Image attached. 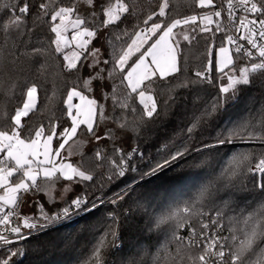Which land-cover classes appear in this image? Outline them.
Here are the masks:
<instances>
[{"label":"trees","instance_id":"16d2710c","mask_svg":"<svg viewBox=\"0 0 264 264\" xmlns=\"http://www.w3.org/2000/svg\"><path fill=\"white\" fill-rule=\"evenodd\" d=\"M7 2L0 0V5ZM68 2L65 0V3ZM126 2L135 3L138 15L129 17L131 23L125 21L105 31L104 36L99 38L109 52L112 49L107 41L112 40L119 45L116 34L125 28L131 31L133 25L143 26V19L151 11L158 10L160 0ZM169 5L166 18L169 22L187 15L215 11V8H197L196 0H169ZM213 19L216 20L215 17ZM209 27L214 30L215 24ZM184 30L190 29L185 27ZM176 31L180 32L181 28ZM21 32L24 35L0 33V126L5 124L6 115L14 114V110L22 106L23 85L36 83L39 90L37 110L25 118L26 127L34 129L41 124L47 126L50 122L58 123L61 129L67 127L70 124L65 104L67 91L78 82V77L82 86V80L87 78L86 72L82 69L79 73L68 74L63 70L62 58L51 51L49 38L52 34L48 23L35 20L34 14L25 18ZM226 34L216 33L211 38V33L197 31L196 39L190 43L181 39L179 71L166 80L157 79L153 85L158 115L151 119L145 117L138 124L120 128L113 118L122 113L119 108L113 110L111 100L104 99L105 94L111 91L112 82H107V88L103 86L104 81L94 83V91L86 94L104 104L105 115L109 117L96 121V134L102 139L97 141L86 130L78 131L62 153L67 162L94 176L93 181L73 184L74 190L64 198L70 199L75 193L86 195L89 205L81 207L86 212L78 220L59 226L53 225L54 221L48 225L50 229L38 237L14 246L13 250L20 253L11 258L14 264H86L110 228L117 230V237L113 244L112 237H106L107 248L102 251V264H127L130 257L142 250L151 254L145 258L144 264H172L171 258H175L177 253L171 234L173 224L166 222L156 227L155 218L189 203L203 186L234 163V157L250 155L254 163L264 151L257 142L247 139V134L259 136L264 133V69L251 73L248 83L239 84L227 95L219 92L226 79L222 80L218 72L209 74L214 83L201 81L195 75L207 66L210 48L211 58L216 59ZM33 47L45 51L38 56L17 55V49L24 53L30 52ZM234 62L237 74L239 68L248 63L243 58L236 59L235 54ZM97 83L100 87H96ZM12 84L17 87L12 89ZM217 99L220 101L218 110L210 117L205 115ZM234 129L245 134L244 140L217 143ZM58 143L54 139L56 147ZM98 149L103 152V159L96 158ZM115 149L122 152L118 153ZM69 151L71 156L67 155ZM178 152L186 154L183 159L173 161V155ZM121 155L131 157L124 177L115 175L111 163L112 160L119 162ZM59 183L64 186L69 182L60 180ZM262 183L264 177L251 173L217 181L208 201L199 207L205 215L194 216L189 225L199 230L201 220L215 215L217 209L233 216L258 208L264 203ZM124 186H127V192L119 203L91 206L92 202L98 204V197L109 198L116 191L125 189ZM30 193L33 198L34 194L39 195V192ZM42 202L37 201L38 204L32 208L27 207L22 194L18 211L23 213L26 208V214L39 216L38 206ZM52 204L45 205L50 214L64 206L63 200ZM75 211L73 209L69 215ZM189 231L186 226L179 230L178 235L186 236ZM260 244L264 245V240ZM176 264H181V261L177 259ZM185 264H190V261Z\"/></svg>","mask_w":264,"mask_h":264},{"label":"snow or ice","instance_id":"6c2138e0","mask_svg":"<svg viewBox=\"0 0 264 264\" xmlns=\"http://www.w3.org/2000/svg\"><path fill=\"white\" fill-rule=\"evenodd\" d=\"M225 2L226 7L221 10L187 15L169 22L166 19L169 15V0H160L158 10L151 11L143 19V26L133 25L131 31L125 28L116 34L115 39L120 41L119 45L112 40L107 41L111 52L103 44L97 47L94 41L103 37L105 31L129 21V17L137 16L134 2L8 0L0 5V33L24 35L21 28L25 24V18L34 14L35 20L48 23V30L52 34L49 38L51 51L62 58L63 70L73 74L84 69L87 75L82 80V86L78 77V82L67 91L65 104L69 126L61 129L58 123L50 122L47 126L41 124L34 129L26 127L25 118L37 110L39 90L36 83L23 85L22 106L17 107L14 114L4 117L5 124L0 126V264H14L11 258L20 253L13 250L12 246L27 239L32 230L67 217L73 209L89 205L86 195L75 193L67 200L60 195L64 206L52 214L43 203L38 206L39 216L21 215L18 211L24 193L43 192L51 203L56 201L52 191L60 180L69 182L63 186L62 193L72 192L73 184L94 180L92 174L66 162L67 157L62 155L66 145L78 131L86 130L97 141L102 139L96 134V121H104L109 117L105 115L104 104H99L86 94L94 91V83L104 81L103 86L107 88V82H112L111 91L105 94L104 99L111 100L114 111L119 108L122 115L113 120L120 128H126L130 124H138L145 117L151 119L158 115L153 85L157 79L166 80L179 71L178 50L181 39L190 43L196 39L197 31L211 33V38L216 33H227L218 48L216 59L211 58L210 48L207 66L203 71L195 73L201 81L214 83L209 74L218 72L220 78L227 81L219 87L221 94L231 93L239 84L248 83L251 73L264 69V0ZM196 7L201 10L214 9L216 5L213 0H196ZM222 12H226L227 25L220 23ZM213 24L214 30L209 27ZM178 27L181 31L175 32ZM185 27L190 30L185 31ZM69 31L72 33L71 37L68 35ZM44 51L40 47H33L30 52L20 53L17 49V55L38 56ZM233 52L236 59L243 58L248 62L239 68L238 74L231 55ZM15 87L16 84L11 85L12 89ZM96 87L100 85L97 83ZM74 100L79 103H73ZM219 106V99L213 101L211 109L205 115L212 116ZM244 138L245 134L234 129L217 143H235L236 139ZM54 139L59 141L55 148ZM247 139L257 142L264 149V133L259 136L247 134ZM115 151L122 152L121 149ZM185 154L178 152L173 155L172 160L183 159ZM67 155L71 156L72 153L69 151ZM95 155L98 160L104 158L99 149ZM130 158V155H121L119 162L111 161L115 175H126ZM233 159L234 163L203 186L189 203L155 218L156 227L166 222L173 224L171 234L172 241L177 245V253L175 258H171L172 264H176L177 259L181 264L189 261L190 264H264V245L260 244L264 240V203L247 213L233 216L217 209L215 215L209 216L208 220H201L199 230L189 225L194 216L205 215L199 211V207L208 201L217 181L231 180L249 173L264 177V151L254 163L250 155ZM167 163L166 161L165 164ZM13 177L16 179L13 180ZM111 179L109 176V180ZM260 187L264 188V183ZM126 192L127 189L117 193L111 202L119 203ZM91 206L95 207L96 203L92 202ZM186 226L190 229L187 239L184 235H178L179 230ZM23 230H29L28 234ZM108 235L112 237L113 244L117 230L110 228L105 233V239ZM105 239L100 240L86 264H102V251L107 248ZM150 255L147 250L138 251L129 258L127 264H144L145 258Z\"/></svg>","mask_w":264,"mask_h":264},{"label":"built area","instance_id":"2783aa9c","mask_svg":"<svg viewBox=\"0 0 264 264\" xmlns=\"http://www.w3.org/2000/svg\"><path fill=\"white\" fill-rule=\"evenodd\" d=\"M215 2V10H221L223 8L226 7V2L225 0H214ZM239 15V13H238ZM221 22L223 25H227L228 24V19H227V15H226V12H222V16L220 18ZM232 34H235L234 32ZM241 43H244L243 41H241ZM245 46L247 47V45L245 44ZM109 200H110V197L109 198H100L98 197L97 198V203L96 205H100V204H105L107 205L109 203ZM111 204V203H110ZM20 212V211H19ZM86 211H82L81 208L80 209H77L75 212H73L71 215L67 216V217H64V218H61L59 220H56L53 225L55 226H59L61 224H64V223H69V222H73V221H76L78 220L79 218H77V214L81 215L82 213H84ZM21 215H24L23 213L20 212ZM82 216V215H81ZM209 216H207L206 220H208ZM205 220V221H206ZM47 229H50V226H45V227H41V228H37V229H34L32 230V232L27 236V239H25L24 241H20V242H17L16 244H14L12 247L18 245V244H23V243H26L30 240H32L33 238L35 237H38L39 235H41L42 233H44ZM25 232V234L27 235L29 230H23ZM185 238L187 239V235L185 236Z\"/></svg>","mask_w":264,"mask_h":264},{"label":"rangeland","instance_id":"374dc122","mask_svg":"<svg viewBox=\"0 0 264 264\" xmlns=\"http://www.w3.org/2000/svg\"><path fill=\"white\" fill-rule=\"evenodd\" d=\"M213 3L215 4V2H214V0H213ZM175 32H177L176 31V29L174 30ZM68 35H69V37H71V35H72V33H71V31H69V33H68ZM94 43H95V45L97 46V47H100L101 46V44H102V41H101V39H98L97 41H94ZM147 47V45H145V48ZM231 55H232V57H233V60H234V53H231ZM179 68V67H178ZM176 73V72H175ZM174 74V73H173ZM87 77V76H86ZM227 83V81L225 82V84ZM74 103H79V101L78 100H76V102H74ZM82 127V126H81ZM53 147L55 148L56 146L54 145V141H53ZM58 147V146H57ZM67 162V161H66ZM125 187H127V186H124L123 188H125ZM62 188H63V185H61L59 182L57 183V185H56V187H55V189L52 191V195L53 196H55L56 197V201H55V203H58L59 201H62L61 199H60V195H63V197L64 198H66V197H69L70 196V194L72 193V192H70V193H62ZM126 189V188H125ZM125 189H122V190H120V191H116V193H113L112 194V196L110 197V200H109V203L108 204H110V203H113V202H111V200H112V198L117 194V193H120V192H122V191H124ZM74 190V186L72 185V191ZM37 192H39V191H37ZM37 194H39V195H36V194H34V198L32 197V195L33 194H31L30 192L29 193H24V200H25V205L27 206V207H30V208H32V206H34L35 204H38L37 203V201H44V202H42L43 204H45V205H53L52 203H54V202H49L48 200H49V197L48 196H46L43 192H39V193H37ZM59 194V195H58ZM42 199V200H41ZM107 204V205H108ZM23 212V211H22ZM25 212V213H24ZM23 212V214L24 215H28V214H26V213H28L27 211H26V208H25V211ZM83 214V213H82ZM81 214V215H82ZM81 215H79V214H77V218H79Z\"/></svg>","mask_w":264,"mask_h":264},{"label":"crops","instance_id":"0c3cea01","mask_svg":"<svg viewBox=\"0 0 264 264\" xmlns=\"http://www.w3.org/2000/svg\"><path fill=\"white\" fill-rule=\"evenodd\" d=\"M76 102V100L73 101V103Z\"/></svg>","mask_w":264,"mask_h":264}]
</instances>
